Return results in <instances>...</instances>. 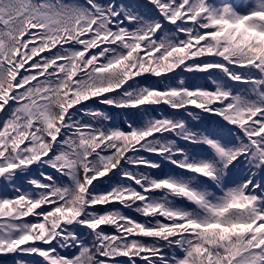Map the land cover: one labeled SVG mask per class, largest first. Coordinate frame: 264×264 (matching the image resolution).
Listing matches in <instances>:
<instances>
[{
	"label": "snow or ice",
	"instance_id": "1",
	"mask_svg": "<svg viewBox=\"0 0 264 264\" xmlns=\"http://www.w3.org/2000/svg\"><path fill=\"white\" fill-rule=\"evenodd\" d=\"M0 187V264H264V0H0Z\"/></svg>",
	"mask_w": 264,
	"mask_h": 264
},
{
	"label": "trees",
	"instance_id": "2",
	"mask_svg": "<svg viewBox=\"0 0 264 264\" xmlns=\"http://www.w3.org/2000/svg\"><path fill=\"white\" fill-rule=\"evenodd\" d=\"M129 2V4H131V6H140L143 5V3H138V2H134V0H127ZM141 11H144L143 8H140ZM148 86H150V84H147ZM112 127H119L122 129L121 124L119 122V120L117 118H114L112 120ZM137 124V123H134ZM223 137H228L226 134H224ZM106 185H99V187L97 188V191H104ZM108 207H116V208H120L121 206L119 204H114V205H109ZM99 211H104V208L99 209ZM123 211V210H122ZM125 214H127L125 211H123ZM132 218L136 219V216H132ZM105 232L110 233L109 231H107L105 228L103 229ZM90 239V238H89ZM89 242V240L86 241V243Z\"/></svg>",
	"mask_w": 264,
	"mask_h": 264
},
{
	"label": "rangeland",
	"instance_id": "3",
	"mask_svg": "<svg viewBox=\"0 0 264 264\" xmlns=\"http://www.w3.org/2000/svg\"><path fill=\"white\" fill-rule=\"evenodd\" d=\"M1 189H3V188H2V187H0V190H1ZM0 258H2V257H0ZM5 259L9 260V259H10V257H7V258H5Z\"/></svg>",
	"mask_w": 264,
	"mask_h": 264
}]
</instances>
